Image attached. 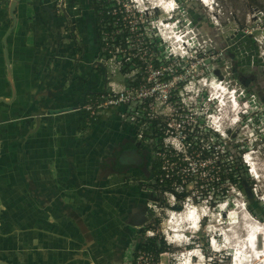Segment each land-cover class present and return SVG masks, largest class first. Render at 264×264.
Segmentation results:
<instances>
[{
	"label": "crops",
	"instance_id": "1",
	"mask_svg": "<svg viewBox=\"0 0 264 264\" xmlns=\"http://www.w3.org/2000/svg\"><path fill=\"white\" fill-rule=\"evenodd\" d=\"M9 1L0 0V262L87 264L85 226L93 217L109 218L98 206L100 198L122 207L136 200L128 184L120 192V179L108 177L111 191L101 196L98 184L100 159L134 129L116 114L86 123L83 107L100 83L85 79L91 62L74 53L72 36L63 28L73 32L74 25L47 14L42 6L49 8L47 0L16 5V25L5 38L6 67L1 40L11 25ZM76 6L67 13L80 22L84 1ZM85 30V22L79 23L75 37L84 40ZM35 113H42L36 130Z\"/></svg>",
	"mask_w": 264,
	"mask_h": 264
},
{
	"label": "rangeland",
	"instance_id": "2",
	"mask_svg": "<svg viewBox=\"0 0 264 264\" xmlns=\"http://www.w3.org/2000/svg\"><path fill=\"white\" fill-rule=\"evenodd\" d=\"M204 1L207 2V5L202 4L199 0H179L178 16L172 14L176 18L179 17L178 27L182 31L186 30V40L189 36L194 38L192 39L194 49L190 56L195 58L191 64L184 65L185 73L198 77V80L195 78L194 83L201 96V119L205 110L214 109L216 106V102L211 101L210 97L215 94V86L222 89L224 97L232 102L234 107L237 106L239 114L233 116L229 111V105L227 109L225 108L223 116L220 115L224 119L223 132L224 134L226 132V137H221L220 134L215 137L214 131L206 121L201 120L198 126L193 125L200 135V141L191 149L182 151L186 160L172 162L167 158L162 161L160 168H165V175L168 173L166 179H170L171 175L176 176L178 180L191 179L186 182L184 187V191L189 193L186 199L188 205L184 204L186 200L181 205L184 204L189 208L197 207L207 213V217L202 223L201 232L197 235V241L195 244L189 243V245L201 247L205 257L203 264H229L231 251L223 249L228 245L226 246L225 239H221L217 234L224 233L229 226L234 227L232 234L235 242L230 245L234 247L239 241L238 237L240 238L242 231L244 232V224L264 222V0ZM48 2L51 3V0ZM211 2L212 5H210ZM49 5L56 13V19H59L62 13L58 1L57 5ZM26 9L27 12L30 10L29 3ZM126 9L136 12L137 22L142 21L144 27L148 28L146 32L143 30L144 36H147L149 32L152 33L154 28L155 23L151 27L148 26L149 23H152V20H148L149 17L161 25L167 22L165 13L164 15L160 13L162 10L157 8L153 10L152 5L146 2H143L141 6L131 2L129 8L126 7ZM143 9L150 11V14L144 15L141 12ZM95 15L98 17L100 13L96 12ZM98 23L97 34L100 39L99 48H97L98 54L92 55L89 61L99 62L103 56L102 27L100 25L102 23L100 21ZM153 40L156 41L155 38ZM167 45L168 42L165 40L162 52L167 53ZM92 70L91 75L85 79L101 77L99 87L101 90L103 86L101 64L99 68L94 67ZM115 80L119 81L120 79L116 78ZM226 92H230L231 95L234 92V95L230 97ZM216 99L217 104L221 105L222 101ZM222 107L224 108L225 105L223 104ZM214 113L221 114L219 111H214ZM99 118L101 119V117ZM231 118L235 124L227 131L226 126L228 127ZM86 119V123H90L91 120L88 117ZM161 146L162 144L153 145L152 152H157ZM197 151H204L207 157L202 158L203 156H201L198 159ZM246 155L255 166V171H253L254 167L251 168L252 171H248L242 160ZM190 168L197 169L196 175H189ZM232 170L239 175V183L242 186L240 190L221 180ZM192 180L199 181L197 187L193 186ZM154 183L153 180L140 184L144 189H152L157 197L156 200L148 202L147 209L151 216L147 224L149 228L145 229L143 237L153 239L151 242L156 243L157 246L163 244L164 251L156 257L149 253L139 252L132 257V264H177L176 258L184 248L176 247L164 240L167 233L165 224L167 211L171 205L176 206L177 204L170 194L162 192V189L156 187ZM174 184L177 183L172 182L171 187ZM175 211L178 214L182 212L181 210ZM239 223L241 227L238 226ZM223 228L224 230H222ZM259 233L262 232L259 231ZM213 237L216 239L217 246L221 247L220 251L216 253H213L208 245L209 239ZM174 247L176 250L172 251ZM126 248L127 251L122 259L128 262L131 258L128 253L131 248L129 246ZM213 249L215 248L213 247ZM221 255H223V259Z\"/></svg>",
	"mask_w": 264,
	"mask_h": 264
},
{
	"label": "built area",
	"instance_id": "3",
	"mask_svg": "<svg viewBox=\"0 0 264 264\" xmlns=\"http://www.w3.org/2000/svg\"><path fill=\"white\" fill-rule=\"evenodd\" d=\"M90 1L98 7L96 12L100 13L101 19H108L100 21L103 56L98 63L103 70V86L83 107L88 119L94 122L106 114H116L120 123L133 127L134 138L141 145L152 147L162 144L154 152L157 159L185 161L182 151L191 149L200 141V135L193 125L198 126L201 120L210 125L216 121V114L212 111L205 113L204 119H201V109L191 99H197L200 93L194 83L198 77L186 74L184 65L191 64L195 57L185 52L181 42L179 46L168 48L167 53L162 52V43L167 36L165 24L161 25L157 21L155 24L149 23V27L154 24L153 31L144 36L142 32L148 28L144 27L142 21L137 22L136 12L126 9L129 3L136 4L135 0ZM75 8L76 4L73 5ZM173 34L179 35L176 32ZM116 78L120 80L116 81ZM186 92L194 94L186 97ZM214 98H211L212 101ZM169 145L174 146V149ZM196 157L201 158V152L197 151ZM161 171L165 173V168H161ZM196 173L197 169L190 168V176ZM167 174L163 177L167 178ZM178 181L173 187L181 192L188 180ZM192 181L193 186L197 187L198 181ZM170 197L173 199L171 194ZM261 225L264 226V222ZM260 232L263 235L262 248L264 230L261 226Z\"/></svg>",
	"mask_w": 264,
	"mask_h": 264
},
{
	"label": "flooded vegetation",
	"instance_id": "4",
	"mask_svg": "<svg viewBox=\"0 0 264 264\" xmlns=\"http://www.w3.org/2000/svg\"><path fill=\"white\" fill-rule=\"evenodd\" d=\"M57 1L62 13V15L60 13V18L65 16L63 19L64 23H67L70 27L72 24L74 25L73 32H70V28L68 29L66 26L63 27L67 30L66 34L69 33V36H72L71 40L74 53L80 58L84 56L85 59L89 61L92 55L95 53L96 55L98 54L97 48H99L100 39L97 34L99 20L95 15L97 8L91 4L90 0H80L84 1L86 12L85 18L78 22L76 21V16H68L67 10L68 8L76 10V8L73 9V5H77V1L79 0H51V3L47 0V3L57 5ZM51 8L52 6L48 8L50 13L45 11L47 14H51L54 19L56 18V13ZM82 22H85V38L84 40H79L78 37L75 36L77 35V26ZM71 40H68V42L71 43ZM94 61L95 60L90 63V71L92 72L93 70L91 69L96 67L93 65L95 63ZM100 78L99 76L95 78L97 85L101 83ZM233 126L234 123L231 118L227 131ZM159 134L160 132L157 133L158 137H160ZM114 148L115 150L112 154L99 161L101 165L98 180L100 196L103 193H109V191H111L108 187V182H110L111 178H115L120 179V181L116 183V185L120 184V192H123L124 189L126 191V188H123L124 186L122 185L128 184L127 189L130 190L131 195L136 200L131 203L128 201L122 202H126V206H133L132 209H126V206L122 207L117 203L111 206L110 200L107 202L100 198L98 206L109 218L105 220L102 215L103 219L99 218L98 221H94L93 217L89 228L85 226L87 264H132V257L139 252L146 253L144 251L146 245L152 243V239H147L143 237V235L145 229L149 228L147 224L151 216V213H149L147 209L148 202L156 200L157 197L152 189H144L142 188L143 185L140 186V184L148 183L158 177V175L154 174V165L159 159L154 156L151 146H143L135 140L134 132L130 134L125 142L119 143V145ZM108 177H110V180ZM156 187L160 188V186ZM103 204L105 207L102 206ZM91 211L93 212L94 210L91 209ZM126 214H128L126 218L128 222L125 220ZM125 222H127V224ZM126 246L131 248L128 252L131 256L128 262L122 259L127 251Z\"/></svg>",
	"mask_w": 264,
	"mask_h": 264
},
{
	"label": "bare ground",
	"instance_id": "5",
	"mask_svg": "<svg viewBox=\"0 0 264 264\" xmlns=\"http://www.w3.org/2000/svg\"><path fill=\"white\" fill-rule=\"evenodd\" d=\"M135 1L136 3H138L139 6H141L143 2H146L151 4L153 8H158L160 10L161 9L168 10L173 5L172 0H170L169 2L166 0H135ZM203 3L207 5V2L204 0ZM166 29H167L166 41H168V43L171 46L178 45L180 42H182V40L180 39L184 37L182 33L176 36L175 34L171 33L169 26H167ZM211 97L218 98L222 101V104L219 106L223 113H225V108L227 109L229 105L230 107L232 106V103L228 101L226 97H224V94L221 93V91H218V93L213 94ZM223 104L225 105L224 108L222 107ZM215 124H219V122L215 121L214 125ZM253 167H254L253 171H255V166ZM250 171H252V169ZM197 209L196 211H193L192 208H185L178 216L176 215L170 217L168 216L169 220L166 221L165 223L167 226L166 228L167 233L165 234V238L170 244H173L176 247H186L189 244V240H186L184 236L187 233L193 234L197 230L199 223H201V217H200L201 211ZM261 224L262 223L258 224L255 222H251V223L249 222L247 225L244 224L243 227L244 232L242 231V235L240 236V238L238 237L239 240L238 243H236L233 247L235 248V255L233 257L232 264H264V252H263L264 246L262 248L261 246H258L259 243L258 233L260 231V226L262 230H264V226H262ZM238 226L241 227L240 223L238 224ZM232 229H234V227L229 226L228 228H226L225 232L221 234L224 236L225 239L224 243L226 246L233 245V243L235 242L233 239ZM172 233H174V236L172 235ZM245 237L246 239H244ZM212 245L213 247H215L216 241L213 242ZM173 250H176V248L175 247L172 248V251ZM199 256L204 258L202 251L200 249L197 250L189 249L188 253H184L182 255L177 256L176 262H178L177 264H182L181 262L183 261V264H191L190 258L192 259L193 257L194 260H198L200 259ZM196 264H200V263L197 262Z\"/></svg>",
	"mask_w": 264,
	"mask_h": 264
},
{
	"label": "clouds",
	"instance_id": "6",
	"mask_svg": "<svg viewBox=\"0 0 264 264\" xmlns=\"http://www.w3.org/2000/svg\"><path fill=\"white\" fill-rule=\"evenodd\" d=\"M168 2L170 1V0H167ZM173 1V5L171 6V8H169L168 10H164V9H161L162 11L160 12L161 14H163L164 15V13H165V15H166V19H167V22L165 23V25H167V26H169L170 27V31H171V33L173 34L174 33V30H176V33H178V34H180V33H182L183 34V40H182V42L180 43V45L182 46V47H184V49H185V52L187 53V54H191V51L194 49L193 48V46H192V39H194L193 37H191V36H189L188 37V39L186 40V36H185V31H182L179 27H178V22H179V17H177L176 18V16H178L177 15V12H179L180 11V8L177 6L178 5V1L179 0H172ZM202 4H204L203 3V0H199ZM210 5H212V2L210 3ZM154 9H156V8H153V10ZM158 9V8H157ZM147 13H149L150 14V11L148 12V11H146L145 9L143 10V14L145 15V14H147ZM172 14H175V15H172ZM148 20H152V23H155L154 21H153V19H152V17H149L148 18ZM180 22H181V20H180ZM181 26H182V23H181ZM190 34H192V31H190ZM168 42V41H167ZM162 44H164V43H162ZM178 46H179V44H178ZM171 47V45L168 43V45H167V49L168 48H170ZM216 90V91H215ZM215 90H214V92L215 93H218V91H221V93H222V89H220L219 87H217V86H215ZM193 94L194 93H185V96L186 97H188L189 95L190 96H193ZM226 94H228L230 97H232V95H234V92L232 93V95H231V93L229 92H226ZM211 97V96H210ZM211 98H213V97H211ZM192 99V102H195L196 104H198V106L200 107V109H201V96H200V93H198V98L197 99H194V98H191ZM212 101V100H211ZM213 101L214 102H216V106H215V108L214 109H210L209 110V108L207 109V110H205L204 111V113L203 114H205V113H207L208 111H212L213 113H214V111H219L221 114H216V116H215V118H216V122H219V124H213V125H210L209 123H208V125L211 127V129L215 132V135H219L220 133L222 134V136L223 137H226L225 136V134H224V127H225V123H224V119L222 118V117H220V115L221 116H223V112H222V110L220 109V106L217 104V99L216 98H214L213 99ZM232 101V100H231ZM232 103V102H231ZM233 104V103H232ZM229 111L230 112H232V115L233 116H236V115H238L239 114V111H238V108H237V106L236 107H234L233 105L230 107V109H229ZM203 119H204V115H203V117H202ZM233 123H234V120H233ZM235 124V123H234ZM227 126H226V130H227ZM220 134V135H221ZM223 141V140H222ZM169 147L170 148H172V149H174V146H171V145H169ZM244 161V160H243ZM247 167V166H246ZM253 166H250V169L252 168ZM187 198H185V200H186ZM188 200H186V202L184 203V204H187L188 205ZM184 204H183V206H184ZM172 206L173 205H171L170 206V208H169V210L167 211V218H168V216L170 217V216H173V215H171L172 213H176V211L172 208ZM183 206L181 205V211H183L184 210V208H183ZM187 208H189V207H187ZM193 208H195V209H197V207H193ZM192 208V209H193ZM197 210H199V209H197ZM199 211H201V210H199ZM204 211V210H203ZM206 217H207V213H206V216L205 217H201V223H199V226H198V228H197V230L193 233V234H190V233H187L186 235H185V237L187 238L186 240H189V243H193V244H195V242L197 241V235H198V233L199 232H201L200 230H201V227H202V223H203V220L204 219H206ZM169 220V219H168ZM167 220V221H168ZM223 230V229H222ZM247 234V233H246ZM262 234V233H261ZM260 233H258V240H259V243H258V246H261V244H262V242H263V235H261ZM174 236V235H173ZM222 238L224 239V236H222ZM164 240H165V242H168L167 240H166V238L164 237ZM216 241V239H214V237L213 238H211V239H209V241H208V245H209V248H210V250L213 252V253H216V252H218V251H220L219 249L221 248V247H218L217 246V244L215 245V249H213V245H212V243L213 242H215ZM229 247H231V246H228V247H223V249H226V248H229ZM184 248V250H183V252H182V254H184V253H188V251H189V249H200L201 250V247L200 248H197L195 245H192V246H190L189 244L186 246V247H183ZM232 249L231 250H229V251H231V257H230V261H229V264H232V260H233V257H234V255H235V249L233 248V247H231ZM227 250V249H226ZM202 251V250H201ZM181 254V255H182ZM202 254H203V252H202ZM204 256V255H203ZM200 257V259H198V260H194V258L192 257V259L190 258V263L191 264H195V262H199L200 264H203L204 263V260H205V257L204 258H202L201 256H199ZM182 264H183V261L181 262Z\"/></svg>",
	"mask_w": 264,
	"mask_h": 264
},
{
	"label": "trees",
	"instance_id": "7",
	"mask_svg": "<svg viewBox=\"0 0 264 264\" xmlns=\"http://www.w3.org/2000/svg\"><path fill=\"white\" fill-rule=\"evenodd\" d=\"M97 7V6H96ZM98 8V7H97ZM99 21H105L106 19H108V17H102V19H101V17H99L98 16V18H97ZM92 124H94L93 122H91L90 123V125H92ZM222 141V140H221ZM201 156H203L202 158H206L207 157V155L204 153V151H202L201 152ZM243 160V159H242ZM170 161H172V162H175L176 161V159H170ZM240 162H241V160H240ZM161 163H162V161L159 159V160H157L156 161V163H155V165H154V172L156 173V175H158V177H156L155 178V185L156 186H160V188L162 189V192L164 191V192H166V193H169V194H171L172 196H173V200H174V202H176V206L175 205H173L172 206V208L174 209V210H180L181 209V204H182V202L185 200V198H187V195L189 194V193H186L185 191H184V187H185V185H184V187L182 188V191L181 192H177L175 189H174V187H171V184H172V182H175V181H177V182H179L178 181V179H177V177L176 176H174V175H171V177H170V179H162L163 178V176H164V173L161 171ZM240 166L242 167V165L240 164ZM240 170H241V168H240ZM244 170H245V168H244ZM242 171V170H241ZM245 173V172H244ZM159 176L161 177V178H159ZM174 180V181H173ZM189 180H191V179H189ZM188 180V181H189ZM221 180H224V181H226L227 183H229L231 186L233 185L234 186V188H236V189H238L239 188V190H240V188L242 187L241 186V184L239 183V175L237 174V172H235L234 170H232L231 172L229 171V173H228V175H226V177L225 178H222ZM198 183H199V181H198ZM221 194V193H220ZM175 198V199H174ZM164 206H165V204H163ZM166 207V206H165ZM168 207V206H167ZM249 212V211H248ZM250 213V212H249ZM153 240V239H152ZM144 251L146 252V253H149V254H151V255H153V257L155 256H158L160 253H162L163 251H164V246H163V244L162 245H158L157 246V244L156 243H148L147 245H146V247H145V249H144ZM223 255H221V257H222ZM224 257H222V259H223Z\"/></svg>",
	"mask_w": 264,
	"mask_h": 264
},
{
	"label": "water",
	"instance_id": "8",
	"mask_svg": "<svg viewBox=\"0 0 264 264\" xmlns=\"http://www.w3.org/2000/svg\"><path fill=\"white\" fill-rule=\"evenodd\" d=\"M41 3H42V0H40ZM20 2V0H10L9 3H8V17L11 21V25H10V28L7 30V32L5 33L4 37L2 38L1 40V43H2V51H3V58H4V62H5V65L6 67L8 68L9 67V63H8V60H7V50H6V42H5V38L11 33V31L14 29L15 25H16V21H15V17H14V9L16 7V5ZM42 6L44 7V9L48 12H49V9L48 7L44 6L42 4ZM10 75H9V69L7 70V81L10 85ZM11 89V87H10ZM11 92H12V89H11ZM13 94V92H12ZM0 102H3L2 100H0ZM58 111L56 112H53V111H47L46 114H56ZM42 113H35V116H34V121H35V130L39 127V118L41 117ZM226 134V132H225ZM0 264H6V263H1Z\"/></svg>",
	"mask_w": 264,
	"mask_h": 264
}]
</instances>
